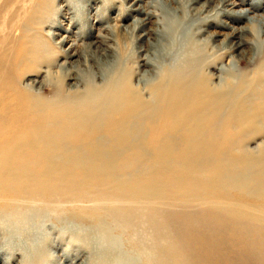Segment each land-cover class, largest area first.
Wrapping results in <instances>:
<instances>
[{"label":"bare ground","instance_id":"1","mask_svg":"<svg viewBox=\"0 0 264 264\" xmlns=\"http://www.w3.org/2000/svg\"><path fill=\"white\" fill-rule=\"evenodd\" d=\"M189 1L191 5L196 0ZM211 1L205 0L200 8L189 6L183 18L177 16V31L171 32L166 22L158 28L165 41L170 40H162L153 54L146 52L140 66H128L132 60H128L129 55L117 56L106 72L100 73L98 85L79 78L71 69L57 74L52 84L54 98H27L28 115H22L23 123L6 122L8 130L0 136V213L15 211L21 203L79 204L87 198L94 202L110 191V201L129 203L145 212L157 211L165 199L182 200L180 206L213 210L209 207L215 204L212 197L219 194L223 211L231 207L248 220H264V144L255 151L247 148L253 137L264 135L263 98L257 103L261 99L257 100V95L264 96V71H256L263 78L257 76L262 80L252 90L249 81L253 75L243 77L230 65L216 68L225 56L215 55L220 45L217 51H210L207 44L183 37L175 41L181 50L171 53L174 34L179 35L181 26L185 29L192 11L195 16L205 14L199 22L205 27L210 13L206 7ZM215 1L211 13L226 17L234 12L235 2ZM138 2L133 0L131 6ZM133 11L145 18L156 14L140 6ZM233 14L250 18L252 27L259 23L249 17V10ZM142 21L136 19L133 29ZM191 22L190 30L194 27ZM243 30L237 33L240 37ZM203 32L200 29L195 35ZM217 35L212 33L207 39ZM243 44L241 39L232 47L240 49ZM208 69H216V82ZM67 77L76 81L73 88H63ZM209 191L216 193L211 200L203 196ZM232 192L235 200H231ZM251 206L260 210L251 212ZM84 209H71V215L82 220L87 217ZM92 212L88 220L97 223L99 213Z\"/></svg>","mask_w":264,"mask_h":264},{"label":"rangeland","instance_id":"2","mask_svg":"<svg viewBox=\"0 0 264 264\" xmlns=\"http://www.w3.org/2000/svg\"><path fill=\"white\" fill-rule=\"evenodd\" d=\"M167 1L171 0H139V5L132 7L133 0H0V136L9 125L23 123V117L28 115V97H53L52 84L58 73L73 69L79 78L98 85L100 73L117 56L129 55L128 60H132L128 66H140L146 52L151 55L162 40L169 42L170 37L165 41L158 32L163 24L166 22L173 32L171 29L180 24L177 16L183 18L189 6L200 8L205 0H196L191 5L189 0H172L171 4ZM217 2L212 0L206 7L210 13L204 28L199 22L205 14L195 16L192 11L184 23L185 29L181 26L180 38L174 34V42L191 37L192 42L207 44L210 51L220 47L215 55L225 56L223 64L218 62L216 68L230 65L243 77L253 75L249 83L254 90L264 77L259 74L264 71V25H260L264 24V0H229L236 4L232 12L249 10V17L258 19L259 23L253 27L250 18L234 12L226 17L211 13ZM137 6L156 14L145 18L133 11ZM136 19L146 20L142 21V27L133 29ZM191 21L192 31L188 27ZM197 26L205 33L196 36L200 30ZM242 29L240 37L237 33ZM212 33L218 35L207 39ZM241 39L245 44L240 49L232 47ZM173 45L171 53L182 48L179 43ZM207 72L216 82V69ZM75 85L72 77L62 82L66 89ZM257 96H260L257 100L261 98L257 103L264 100L263 95ZM252 129L249 131L253 132ZM262 144L264 135L260 134L247 142V148L255 151ZM209 192L203 196L210 198L216 194ZM111 194L108 191L96 198L98 201L88 202L91 198H87L79 204L21 203L15 211L1 212L0 264H264V220H248L240 210L231 207L223 211V205L218 204L223 201L219 194L210 198L215 202L209 206L213 210L180 206L182 200L165 199L164 206L157 208L159 212H145L129 203L110 201ZM234 196L236 193L232 192L231 200ZM77 207H85L87 217L74 218L71 209ZM260 207L251 206L250 210L254 212ZM93 210L99 213L97 223L88 220Z\"/></svg>","mask_w":264,"mask_h":264}]
</instances>
